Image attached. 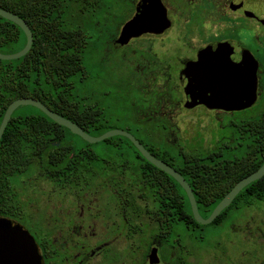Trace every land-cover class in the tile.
Here are the masks:
<instances>
[{
	"label": "flooded vegetation",
	"instance_id": "flooded-vegetation-1",
	"mask_svg": "<svg viewBox=\"0 0 264 264\" xmlns=\"http://www.w3.org/2000/svg\"><path fill=\"white\" fill-rule=\"evenodd\" d=\"M140 1H135L130 19L134 16ZM160 1L164 7L170 6V3H176L178 6V8L170 6L175 12L174 24L178 27V34L171 37L172 44L168 49L160 54H154L148 60L140 61L142 70H138L136 75L139 77V84L145 85L144 93L153 100L150 99L152 106L148 113L141 112L137 118L146 127L144 133L148 142H151V147L147 148L133 137L150 156L180 174L195 198L201 195L223 198L239 181L256 172L264 163L263 160L257 170L251 171L257 162L255 158L257 149H264V0ZM188 13H191L188 15L189 18H182ZM167 19L170 25L166 30L159 33H144L122 46H117L116 42L124 23L117 34L107 40L105 46L117 51L125 49L127 51L132 41L137 42L131 45V52L112 54L111 57H115L117 61L134 57L137 52L144 49L146 40L144 37L158 39L173 27V20L168 13ZM182 24L186 29L181 28ZM94 40L96 49L101 40L100 37ZM185 41L191 44L186 45ZM220 44H226L238 51L239 57L243 54L249 63L250 74L254 73V95L248 108L239 109L234 101L227 104L222 102L223 108H210L203 103L186 106L187 99L181 85V75L185 73V81H191L197 76L195 64L198 63L202 66V68L199 66V77L204 75L207 78H197V82L219 84L224 73L220 70L218 72L204 70L203 65L207 62L214 63L216 60L228 59V62H231L237 59L236 55L232 54L212 53L220 48ZM199 60L202 62L199 63ZM173 63L178 67L169 66ZM162 72L166 77L165 92L154 89L150 83L151 80L154 82L161 78ZM156 73H159V76ZM151 75L155 80L151 79ZM215 76L217 80L210 81L214 80ZM163 96L164 99H168L170 107H177L171 109L173 115L180 114L192 118L194 109H199L202 114L199 117L202 120L206 119L197 123L205 124L202 126L204 130L196 131L190 138L181 139L168 123L156 120L159 115L158 110H155L157 105L153 103L158 104ZM202 96L207 99L209 94L203 93ZM76 97L79 101L84 100L90 105L100 107L96 101L94 102L91 94L89 97L82 95ZM102 113L106 120L105 111ZM219 115L229 119L227 124L231 132L222 137L213 132L215 126L222 125ZM109 130L112 129L105 132ZM156 130L165 133L173 131L176 134L175 141L150 139L149 133ZM195 135L198 136V143L191 147L189 143ZM104 141L95 144L85 142L91 145L87 153L93 156L83 160L86 164L81 168L85 173L81 174L84 183L69 185L68 175L59 174L57 179L61 180L57 183L48 179L44 180L40 187L32 183L27 188L36 189L34 193L40 195L37 197L42 201V206L36 214H30L24 209L21 216L24 222L27 220L36 222L39 219V222H34L39 224L37 230L33 229L36 237L30 235L37 246L41 264H217L220 259H225L227 264H243L244 256L252 255L250 264H264V258H258L256 250L252 253L240 251L238 257L233 254L235 247L242 241L246 246L251 245L253 241L256 242L240 232L228 233L230 227L239 223L238 211L243 205L235 199L245 188L225 209L226 211L224 210V219L212 227H205L210 224L199 225L195 222L198 226L205 227L197 228L193 227L192 222H177L175 207L171 208L173 211L170 214L171 221H166L161 217L160 206L151 205V201L145 199L162 196L175 198L178 195L187 198L182 187L172 177L151 165L130 141L119 144ZM71 145L79 147L84 144ZM160 148H164L165 152L158 157L155 151ZM65 160L76 161L72 157ZM181 163L188 165V171H191V165L195 164L203 170L217 171V174L207 179L201 175L183 176L175 168ZM241 171L244 174L250 173L242 176ZM233 182L236 183L232 185ZM208 183L211 185H207ZM228 188L230 189L225 192ZM27 189L22 195L28 193ZM104 196L108 200L102 202ZM251 206L244 205L247 209ZM34 223L32 222V227ZM153 251L155 261L151 262Z\"/></svg>",
	"mask_w": 264,
	"mask_h": 264
},
{
	"label": "trees",
	"instance_id": "trees-1",
	"mask_svg": "<svg viewBox=\"0 0 264 264\" xmlns=\"http://www.w3.org/2000/svg\"><path fill=\"white\" fill-rule=\"evenodd\" d=\"M71 1L73 0H0V9L23 19L33 35L32 47L24 57L13 61L0 60V123L10 103L29 98L72 121L88 135L99 136L110 129L102 108L84 100L79 101L73 92L72 79L78 76L82 80L84 73L88 36L81 29L63 28L61 11L64 3ZM25 42V36L17 26L0 18V53L7 50L16 53L24 47ZM104 142L119 144L128 140L115 137ZM71 143H81L85 147L72 146ZM88 148L91 145L52 122L39 110L33 107L18 108L0 139V217L16 222L22 220L25 209L22 193L32 183L37 187L48 179L57 183L61 180L57 179L59 174L68 175L69 185L84 183L81 174L85 173L81 168L86 164L83 160L93 156L87 153ZM69 157L76 161H66ZM255 158L257 162L251 171L260 167L264 160V149H257ZM175 168L183 176L201 175L207 179L217 174V171L203 170L195 164L191 165V171L183 163ZM249 173L241 171L242 176ZM221 199L222 196H197L195 200L200 215L207 218ZM148 200L151 205L160 206L162 219L171 221V208L175 207L177 222H192L193 227L197 228L216 225L224 219L226 211L212 224L203 227L195 223L185 196L145 199ZM235 201L241 202L243 206L264 203V177L248 185Z\"/></svg>",
	"mask_w": 264,
	"mask_h": 264
},
{
	"label": "rangeland",
	"instance_id": "rangeland-1",
	"mask_svg": "<svg viewBox=\"0 0 264 264\" xmlns=\"http://www.w3.org/2000/svg\"><path fill=\"white\" fill-rule=\"evenodd\" d=\"M135 1L137 0H73L71 2H65L64 8L61 11V21L65 30L81 29L84 30L88 36V46L84 55V73L82 74V80H79L78 76L72 79L74 94L88 97L91 94L94 102L96 101L99 104L98 106L102 107L105 111L107 117L106 122L110 129L127 131L147 148H150L151 142H148L144 133L146 127H144L141 120L139 122L137 115L141 112L147 114L152 106L150 102L153 99L144 93L146 90L144 89L145 85L139 84V77L136 73H138V70H142L141 60H148V58H152L154 54L162 53L172 44L171 37L178 34V27L174 24L176 21L174 18L175 12L171 7L178 8V6L175 5L176 3H170L171 7L165 6L167 7L169 17L173 20V27L168 30L167 33L158 39L144 37L146 38L144 49L137 52L135 56L130 59L128 58L126 60V58H124L123 60L117 61L116 58L113 56L111 57V55L131 52V45L137 41H132L127 47V51L126 49L117 51L112 47L105 46V43L109 38L111 39V37L113 38L117 34L124 23L129 21L133 13ZM190 14L191 13L185 14L182 18H189ZM181 28L186 29V26L182 24ZM98 37H100L101 43L98 42L99 44L95 49L94 39ZM148 38L151 39L148 40ZM185 44L188 45L191 43L185 41ZM13 53L15 52L7 50L2 54L8 55ZM169 66L173 68L175 66L178 67L176 63L169 64ZM156 74L159 76V73ZM160 76L161 78L156 79L154 82L151 80L150 83L152 84L151 86H154V89L165 92L167 88L164 78L166 79V77L163 72ZM151 79H154V76H152ZM86 99L89 98L86 97ZM159 101L158 104L153 103L157 105L155 110H158L159 115L156 120L168 123L176 132L177 137H181V139L190 138L196 131L200 132V130L203 129L202 126H205V124L198 125L199 122H204L206 119L203 118L202 120V118L199 117L202 115L201 112L198 111L199 109H194L191 115L192 118L180 114L173 115L171 109L177 107H170L168 99H164V96L160 98ZM89 102L92 101L89 99ZM219 118L222 121H220L222 125L215 126L213 132L217 136L222 137L231 133L228 129L229 124H227L229 119L221 115H219ZM231 120L233 121V118H231ZM149 134L152 140L166 142L175 141L176 136L173 131L172 133H165L156 130ZM196 136L197 135L192 138V142L189 143V146L192 147L198 143V136ZM164 152V148L155 151L158 157H161ZM27 191L28 193L22 195L21 199L25 203V210L34 215L41 208L42 201L37 197L40 195L34 193L36 189L32 187V189H27ZM27 198L29 201H27ZM106 200H108V198L104 196L102 202ZM238 212L240 215V220H238L239 223H236L232 228L230 227L228 233L233 234L240 232L256 242L252 240V244H247L246 246L245 242L242 241L239 246L235 247L233 254L238 257L237 254L240 251H250L252 253L256 250L258 258L263 259L264 203H255L249 209L241 206ZM32 222L34 223L35 221H17V223L22 225L30 234L36 237V233L33 229L37 230L39 228V224H35L39 222V219L36 220L33 227ZM256 222L258 225H256ZM251 259H253V255L244 256L242 263L250 264ZM217 264H227V261L225 259H220Z\"/></svg>",
	"mask_w": 264,
	"mask_h": 264
},
{
	"label": "water",
	"instance_id": "water-1",
	"mask_svg": "<svg viewBox=\"0 0 264 264\" xmlns=\"http://www.w3.org/2000/svg\"><path fill=\"white\" fill-rule=\"evenodd\" d=\"M0 18L17 26L23 32L26 39L25 45L20 51L8 55L0 53V60L13 61L24 57L30 51L33 43V35L30 28L23 19L2 9H0ZM169 25L170 22L167 19L166 9L160 0H141L136 6L134 16L123 25L116 45L122 46L130 39L144 33L162 32L166 30ZM219 47L220 48L214 50L212 53L232 54L236 55L237 59L231 62H228V59L216 60L214 63L207 62L203 65L204 70H215L216 72L220 70L224 73L222 75V82H219V84L216 82L207 84H202L199 81L197 82V78H207L204 75L199 77L198 72L201 64L198 63L195 64V68L197 67V76L193 77L191 81H185V73L181 75V85L187 99L186 106H194L203 103L210 108H223V103L227 104L229 101H234V103L239 106V109L248 108L251 97L254 95V73L250 74L249 63L243 54L239 57L238 51L231 49L226 44H220ZM201 62L202 61L199 60V63ZM216 80L217 76H215L214 80L210 81ZM203 93H208L209 97L207 99L203 98ZM20 107H33L39 110L52 122L67 129L70 133L88 144L99 143L114 137L126 138L151 165L172 177L182 187L187 195L193 219L199 225L211 224L244 188L260 180L264 176L263 163L256 172L239 181L226 196L219 201L210 215L207 218H203L198 211L195 197L182 176L164 163L150 156L131 134L123 130L112 129L98 137H93L85 133L72 121L49 110L41 102L34 99L22 98L13 101L6 108L0 123V139L2 138L12 114ZM150 261H155L154 251L152 252ZM0 264H41L37 246L30 233L19 223L3 217H0Z\"/></svg>",
	"mask_w": 264,
	"mask_h": 264
}]
</instances>
